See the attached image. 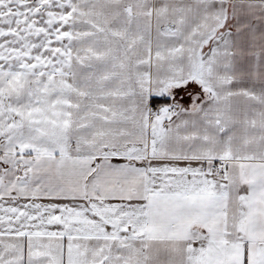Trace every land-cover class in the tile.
Returning <instances> with one entry per match:
<instances>
[{
    "label": "snow or ice",
    "instance_id": "1",
    "mask_svg": "<svg viewBox=\"0 0 264 264\" xmlns=\"http://www.w3.org/2000/svg\"><path fill=\"white\" fill-rule=\"evenodd\" d=\"M0 264H264V0H0Z\"/></svg>",
    "mask_w": 264,
    "mask_h": 264
}]
</instances>
